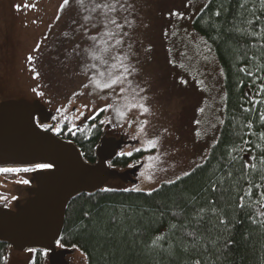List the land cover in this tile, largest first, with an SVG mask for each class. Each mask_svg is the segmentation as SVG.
<instances>
[{"label":"trees","instance_id":"1","mask_svg":"<svg viewBox=\"0 0 264 264\" xmlns=\"http://www.w3.org/2000/svg\"><path fill=\"white\" fill-rule=\"evenodd\" d=\"M111 1L51 3L46 46L36 47L43 54L33 65L51 76L66 66L67 79L77 84L40 97L54 112L41 129L74 143L91 165L106 129L121 134L126 127L132 155L122 151L107 161L123 169L142 163L145 150L137 147L145 144V130L121 118L126 99L120 88L90 82L112 79ZM192 28L209 43L222 72L217 139L202 163L154 190L102 187L71 198L56 244L78 249L85 264H264V0H208ZM107 104L112 108L94 113ZM9 250L0 241V264ZM47 260V250L33 249L30 264Z\"/></svg>","mask_w":264,"mask_h":264},{"label":"rangeland","instance_id":"2","mask_svg":"<svg viewBox=\"0 0 264 264\" xmlns=\"http://www.w3.org/2000/svg\"><path fill=\"white\" fill-rule=\"evenodd\" d=\"M36 1L0 0V13H6L0 16V105L35 100L43 103L40 97H51L55 89L60 88L64 94L77 85L67 79L66 66L64 72L51 76L54 73L40 64L33 65L35 56L43 54L36 47L42 42L43 48L46 46L42 35L55 11L51 3L56 0ZM207 1H111L110 17L116 22L111 23V77H121L114 87L125 89L120 96L126 99L123 108L128 120L121 118L139 131L145 130V144L137 147L145 153L140 165L113 168L122 174L138 166L134 176L128 175L126 180L109 177L100 189L151 191L185 175L206 159L217 139L224 105L219 62L209 43L192 28L193 18ZM133 104H142L148 111L132 108ZM112 129L107 128L103 137L124 141L116 153L130 152L126 127L121 134ZM151 140L156 141L154 147L149 146ZM48 169L0 171V205L23 213L29 201L36 199L41 175ZM55 248L64 251L57 244ZM32 256L33 249L18 250L10 245L5 263L30 264ZM60 260L65 264H85L78 249L64 253Z\"/></svg>","mask_w":264,"mask_h":264},{"label":"water","instance_id":"3","mask_svg":"<svg viewBox=\"0 0 264 264\" xmlns=\"http://www.w3.org/2000/svg\"><path fill=\"white\" fill-rule=\"evenodd\" d=\"M6 14L1 12L0 16ZM54 112L40 101H16L0 105V168L26 169L39 164L52 167L41 175L36 199L29 201L23 213H15L0 205V241L14 248L48 251L50 264H65L55 246L62 232L66 206L81 192L92 193L113 176L122 180L134 176L137 167L117 174L108 167L124 141L113 136L100 139L97 162L85 163L74 143L43 131Z\"/></svg>","mask_w":264,"mask_h":264},{"label":"snow or ice","instance_id":"4","mask_svg":"<svg viewBox=\"0 0 264 264\" xmlns=\"http://www.w3.org/2000/svg\"><path fill=\"white\" fill-rule=\"evenodd\" d=\"M64 2H65V4H67V3H68V0H64ZM111 23L115 24L116 22H115V21H111ZM116 27L119 28L120 25L117 24ZM91 39L95 40L96 38H95V37H91ZM117 43H119V41H117ZM93 67H95V65H93ZM242 71H243V69H242ZM125 73H127L128 75H130V73L128 72V69H127V68H125ZM248 74L251 75V73H248ZM101 75H103V73H101ZM123 75H124V74H122V76H123ZM124 78L126 79L127 77L125 76ZM120 80H121V77H115V78H112V79L110 80V82L103 83V84L99 83L98 81H90V82H91V83H95V84L97 85V87H99V88H101V89H110V88H113L115 85H117V84L120 82ZM129 83H130V81H129ZM34 91H35V90H34ZM124 91H125V89H124L123 87H121V88H120V93H123ZM140 91H143V90L141 89ZM85 107H87V106L85 105ZM131 107H132V108H137V107H139V108L142 109L144 112H147V111H148V109L145 108L142 104H140V105L133 104ZM111 108H112V105L107 104V105H105L104 108L95 109V110H93V111H94V113H95L96 111L103 112V111H107V110H109V109H111ZM117 112H119V109H117ZM119 114H120L122 117L124 116V113H123V112H119ZM92 118H94V116L89 117V119H92ZM262 118H264V117H262ZM102 123H103V121H102ZM54 130H55V131H59V129H54ZM148 143H149V146H150V147H154L156 141H155V140H151V141H149ZM135 150H136V151H140V149H135ZM120 154H121V155H129V156L132 155L131 152L120 153ZM37 167H40V168H50V167H52V165H51V164H39V165H37ZM253 167H254V165H253ZM0 171H14V170H13V169H0ZM185 175H187V173H185ZM23 182H24V183H27V181H23ZM241 199H243V198H241Z\"/></svg>","mask_w":264,"mask_h":264}]
</instances>
